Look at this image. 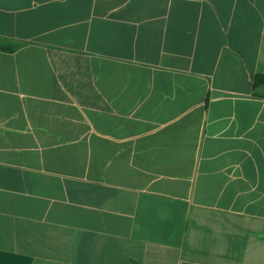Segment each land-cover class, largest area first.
<instances>
[{"label": "crops", "instance_id": "1", "mask_svg": "<svg viewBox=\"0 0 264 264\" xmlns=\"http://www.w3.org/2000/svg\"><path fill=\"white\" fill-rule=\"evenodd\" d=\"M257 74L264 0H0V264H264Z\"/></svg>", "mask_w": 264, "mask_h": 264}, {"label": "trees", "instance_id": "2", "mask_svg": "<svg viewBox=\"0 0 264 264\" xmlns=\"http://www.w3.org/2000/svg\"><path fill=\"white\" fill-rule=\"evenodd\" d=\"M2 48L7 49L6 46H2ZM264 79V75L262 74H257L255 75L254 79H253V86H257L259 83H261Z\"/></svg>", "mask_w": 264, "mask_h": 264}]
</instances>
